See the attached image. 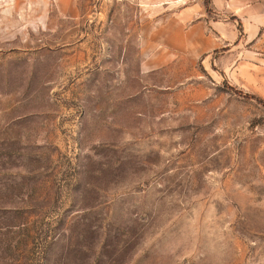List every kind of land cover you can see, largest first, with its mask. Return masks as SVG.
Listing matches in <instances>:
<instances>
[{
  "label": "rangeland",
  "instance_id": "1",
  "mask_svg": "<svg viewBox=\"0 0 264 264\" xmlns=\"http://www.w3.org/2000/svg\"><path fill=\"white\" fill-rule=\"evenodd\" d=\"M0 264H264V0H0Z\"/></svg>",
  "mask_w": 264,
  "mask_h": 264
},
{
  "label": "trees",
  "instance_id": "2",
  "mask_svg": "<svg viewBox=\"0 0 264 264\" xmlns=\"http://www.w3.org/2000/svg\"><path fill=\"white\" fill-rule=\"evenodd\" d=\"M210 0H205V5H208ZM241 27V26H240Z\"/></svg>",
  "mask_w": 264,
  "mask_h": 264
}]
</instances>
